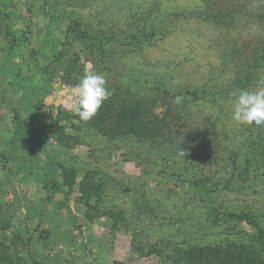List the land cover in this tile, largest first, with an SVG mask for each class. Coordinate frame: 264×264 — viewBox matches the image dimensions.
<instances>
[{
	"label": "rangeland",
	"instance_id": "374dc122",
	"mask_svg": "<svg viewBox=\"0 0 264 264\" xmlns=\"http://www.w3.org/2000/svg\"><path fill=\"white\" fill-rule=\"evenodd\" d=\"M261 10L264 0H0V264H168L178 248L249 241L254 226L227 216L264 226V158L253 160L264 125L235 122L231 93L264 81ZM86 69L129 97L167 96L202 164L81 121L73 88ZM204 168L217 194L191 184Z\"/></svg>",
	"mask_w": 264,
	"mask_h": 264
},
{
	"label": "trees",
	"instance_id": "16d2710c",
	"mask_svg": "<svg viewBox=\"0 0 264 264\" xmlns=\"http://www.w3.org/2000/svg\"><path fill=\"white\" fill-rule=\"evenodd\" d=\"M235 9L236 5L233 6L231 12H234ZM212 10L217 13L216 8H212ZM244 10L247 11L246 5ZM206 11L208 12V8L204 10V14H206ZM220 15L224 17L228 16L221 12L219 13V16ZM205 17L217 20V15H213L212 13L211 15L206 14ZM255 18L263 22L264 28V10L258 12ZM47 28L50 29V26L47 25ZM80 34L85 39L91 38L90 32L87 29H82ZM109 36L115 38V33H111ZM67 82L72 84L70 80ZM241 82L242 81H236L237 86H241ZM108 90L111 93L110 97L103 104L97 115L91 121H88L90 126L97 129L109 139L119 141L136 139L141 145L150 147V151L155 152V156L160 159L167 158L169 155L174 156L172 149L177 147L176 151L179 149V152L174 158L175 163L178 159H185V161H188L189 165H193L194 168L196 164H202L200 162L196 163L197 159L191 154L192 151L190 152L191 147L189 144H181L185 141L184 138L187 133V131H185L187 117L183 118L184 115L180 112L176 113L174 108L166 103L168 99L167 96H162L163 102L160 104L155 98L151 97H129V94H126L122 87H118L117 89L110 88ZM126 91L129 93L130 90ZM151 91L157 93L156 89L154 90L152 88ZM182 152H184V155L181 154ZM233 153L235 155L233 159L235 162L241 153ZM211 155V153L208 154L206 159L207 162H205L206 164H212L210 159ZM258 156L264 158V153L257 155L253 160L258 158ZM166 162L169 161L166 160ZM146 163L151 164L149 161H146L145 164ZM250 164L251 161H248L249 168ZM154 165L160 168L162 167L157 161ZM204 169L202 177L198 180H193L191 184L195 185L194 187H196V189H201L202 184L214 186L213 189L208 190L210 192L208 194H217L218 191L221 190L219 187L220 185L216 181L214 182L210 177L212 173H209L207 168ZM234 169V173L230 175V181H233L236 177V170H238L236 162ZM187 172H189V169H187ZM67 174L68 172L64 171V184L71 185ZM177 176L179 178L182 177L181 174H177ZM88 187L89 182H87V185L85 184V186H83L82 190L87 192L86 190ZM205 193L207 194V191H205ZM69 194V192L66 194L67 200L69 199ZM59 208L69 209L67 203L62 201L59 203ZM216 218L219 219L220 217L217 216ZM231 218L237 222L246 221L251 226H254L256 233L249 235V241H230L222 239L210 242L205 246L197 245L186 250L178 248L172 250V254L166 255V262L168 264H264V226H261V223L257 221L252 214L244 213L243 211H232L228 213L227 220ZM157 252L159 255L162 253L161 251Z\"/></svg>",
	"mask_w": 264,
	"mask_h": 264
},
{
	"label": "clouds",
	"instance_id": "9594fccd",
	"mask_svg": "<svg viewBox=\"0 0 264 264\" xmlns=\"http://www.w3.org/2000/svg\"><path fill=\"white\" fill-rule=\"evenodd\" d=\"M77 97L74 113L81 121H91L109 99L110 92L103 74L86 69L83 77L73 88ZM233 97L232 119L245 126L264 125V81L258 83L254 90H237ZM182 97H176L179 104ZM184 155V152L181 153Z\"/></svg>",
	"mask_w": 264,
	"mask_h": 264
}]
</instances>
